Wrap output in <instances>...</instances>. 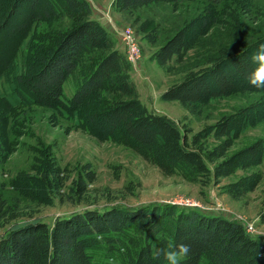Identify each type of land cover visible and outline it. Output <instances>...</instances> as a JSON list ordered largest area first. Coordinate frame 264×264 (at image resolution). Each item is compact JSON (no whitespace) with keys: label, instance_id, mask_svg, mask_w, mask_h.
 Listing matches in <instances>:
<instances>
[{"label":"trees","instance_id":"1","mask_svg":"<svg viewBox=\"0 0 264 264\" xmlns=\"http://www.w3.org/2000/svg\"><path fill=\"white\" fill-rule=\"evenodd\" d=\"M177 1L115 0V4L120 10L131 11ZM5 2V22L17 18L13 34L26 30L27 43L33 41L20 65L15 62L17 52L10 69L6 67L0 74V81L8 85L5 90L0 82V102L5 108L39 103L54 107L85 130L98 125L100 133L110 137L116 129L122 144L163 175L180 176L201 187L216 186L236 170L260 163L264 144L259 141L227 153L246 119L245 110L196 133L147 110L131 85L125 57L112 44L107 31L91 18L85 0ZM207 21L208 17L201 19L202 24ZM55 22L63 28L54 26ZM234 40L238 50H218L205 69L187 73L180 82L167 87L160 100L177 102L190 115H196L209 99L227 95L247 81L253 67L250 58L262 41L248 47L243 46L239 35ZM187 48L185 34L179 31L159 46L152 58L163 67ZM33 63L39 67L31 77ZM16 69L20 71L16 73ZM73 76L74 90L66 99L63 84ZM33 78L29 84L28 79ZM23 85L30 87L29 94L34 98L23 93ZM82 106L83 110L102 106V121H97L96 113H88L84 122L78 115ZM209 139L215 142L212 146L208 145ZM85 176L87 182L72 181L68 203L76 205L88 199L87 185L94 179L90 174ZM44 178L39 177L37 183L43 184ZM255 184L244 177L221 188L232 200H239ZM27 209L19 199L7 200L0 194V264H167L161 250L181 243L191 249L181 264H264V238L249 236L235 221L191 208L163 204L131 210L114 206L85 209L54 218L49 224L27 214L28 219L18 223ZM258 220L264 224V200Z\"/></svg>","mask_w":264,"mask_h":264},{"label":"rangeland","instance_id":"2","mask_svg":"<svg viewBox=\"0 0 264 264\" xmlns=\"http://www.w3.org/2000/svg\"><path fill=\"white\" fill-rule=\"evenodd\" d=\"M5 1L0 0V74L6 67L10 69L17 52L15 62L20 65L29 51L27 47L33 43L32 39L31 44L27 43L26 30L13 34L17 18L5 22L6 7L2 8ZM85 1L91 18L107 31L122 57H125L122 32H131L139 57L132 63L123 59L137 99L147 110L178 126H185L191 133L245 110L246 119L227 153L256 141L264 144V88L252 87L248 80L227 95L209 99L196 115H190L177 102L160 100L161 93L180 82L187 73L205 69L218 50H238L239 46H233L236 35L243 39V46H257L261 41L260 44H264V0H179L131 11L120 10L115 0ZM38 10L39 7L35 12ZM206 17L207 23L202 24L201 19ZM61 23L66 21L61 20ZM61 23L55 22L54 26L63 28ZM179 31L185 34L187 50L179 58L173 56L165 66L159 67L152 58L153 53ZM32 67L31 77L39 66L33 63ZM19 71L16 69L15 72ZM8 73L14 74L10 70ZM74 76L63 84L66 99L73 93ZM28 81L30 84L34 78ZM3 85L7 90L4 81ZM29 89V86H21L25 95L34 98ZM83 107L78 115L84 122L88 113H96L97 121H102L99 114L102 106L90 110H83ZM0 115V194L7 200L19 199L24 207H28L18 223L27 220V214L49 224L54 218L85 209L117 206L133 210L169 204L235 221L249 236L264 238V224L258 220L264 200V154L259 164L236 170L216 186L201 187L180 176L163 175L122 144L116 129L110 137L100 133L98 125L93 128L88 125L85 130L74 119H65L54 107L39 103L7 109L0 102ZM214 143V140H208L209 146ZM87 174L94 179L87 185L88 199L81 204L68 203L67 193L72 181L87 182ZM43 175V184L37 183ZM244 177L254 180L255 186L241 199L232 200L221 187Z\"/></svg>","mask_w":264,"mask_h":264},{"label":"clouds","instance_id":"3","mask_svg":"<svg viewBox=\"0 0 264 264\" xmlns=\"http://www.w3.org/2000/svg\"><path fill=\"white\" fill-rule=\"evenodd\" d=\"M252 69L248 73V83L255 88H264V44H260L251 56ZM167 264H181L184 257L189 256L190 247L181 243L173 246L169 244L167 249L161 250Z\"/></svg>","mask_w":264,"mask_h":264},{"label":"built area","instance_id":"4","mask_svg":"<svg viewBox=\"0 0 264 264\" xmlns=\"http://www.w3.org/2000/svg\"><path fill=\"white\" fill-rule=\"evenodd\" d=\"M121 41L125 52V58L132 63L135 62L139 57V50L135 42L133 41V36L129 30H124L121 35Z\"/></svg>","mask_w":264,"mask_h":264}]
</instances>
